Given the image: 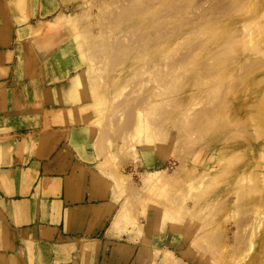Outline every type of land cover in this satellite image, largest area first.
I'll return each instance as SVG.
<instances>
[{
  "label": "rangeland",
  "instance_id": "374dc122",
  "mask_svg": "<svg viewBox=\"0 0 264 264\" xmlns=\"http://www.w3.org/2000/svg\"><path fill=\"white\" fill-rule=\"evenodd\" d=\"M0 21L4 170L61 147L153 264H264V0H1Z\"/></svg>",
  "mask_w": 264,
  "mask_h": 264
},
{
  "label": "crops",
  "instance_id": "0c3cea01",
  "mask_svg": "<svg viewBox=\"0 0 264 264\" xmlns=\"http://www.w3.org/2000/svg\"><path fill=\"white\" fill-rule=\"evenodd\" d=\"M7 30L0 21V31ZM10 115L2 112L0 118ZM58 150L19 160L17 169L0 166L2 263L25 264L33 249L34 264H153L138 239L116 237L110 224L114 205L96 173ZM77 153L83 160V152Z\"/></svg>",
  "mask_w": 264,
  "mask_h": 264
},
{
  "label": "bare ground",
  "instance_id": "6f19581e",
  "mask_svg": "<svg viewBox=\"0 0 264 264\" xmlns=\"http://www.w3.org/2000/svg\"><path fill=\"white\" fill-rule=\"evenodd\" d=\"M169 4H170V3H169ZM172 5H173V4L171 3V5L169 6V7H171V9H172ZM173 7H174V6H173ZM165 8L167 9L168 7H166V5H165ZM171 9H169V10H171ZM173 9H174V8H173ZM217 10H219V9H217ZM168 17H170V16H168ZM208 18H210V16H209ZM211 21L213 22V20H211ZM215 21H216V19H215ZM212 22H211V24H213ZM214 24H215V22H214ZM144 37H145V36H144ZM230 47H232V46H230ZM233 47H234V46H233ZM227 49H228V52H230L229 54H231V50H232V52H233V51H236V49L233 50V49L228 48V47L225 49V51H227ZM225 51H224V52H225ZM234 53H235V52H233V53L231 54L232 57H233V55H235ZM223 54H227V52H225V53H223ZM231 55H226L225 57H229V56L231 57ZM212 76H213V75H212ZM215 76H217V75H215ZM213 78H214V77H213ZM228 84H229V86L227 85L225 88L230 87L231 84H230V83H228ZM231 86H232V85H231ZM219 88H221V85H219ZM223 88H224V87H222L221 89H218V88H216V89L214 88V89H213V91H215V90H221V94L217 92V95H218V96H216V97L221 98V97L223 96V93H222V92H223V91H222ZM230 88H232V87H230ZM226 92L228 93V91H226ZM226 92L224 93V95H227ZM230 92H232V91H230ZM230 92H229V94H228L229 96H230ZM215 93H216V92H215ZM223 97H224V96H223ZM223 97H222V98H223ZM216 99H217V98H216ZM219 100H220V101H225V97L223 98V100H222V99H218L217 101H219ZM225 102H226V101H225ZM222 103H223V104H222ZM222 103H220L221 105H223L222 107H225V106H224V102H222ZM226 103H227V102H226ZM226 103H225V104H226ZM216 104H217V106L220 105V104H218V102H217ZM226 108H227V107H226ZM222 109H225V108H222ZM211 113H212V112H211ZM211 115H212V114H211ZM208 116L211 117L209 114H208ZM214 116H215V115H214ZM212 117H213V116H212ZM215 120H217V119H215ZM207 121H208V120H207ZM211 123H214V122L211 121ZM207 124H208V123H207ZM214 125H215V124H214ZM211 126H212V125H211ZM205 127H206V125H205ZM203 128H204V127H203ZM212 128H214V127H212ZM200 129H202V128H199V130H200ZM204 129H205V128H204ZM206 129H209V128H206ZM206 129H205V130H206ZM207 131H208V130H207ZM209 131H211V129H209ZM202 132H203V131H202ZM204 132H206V131H204ZM209 133H210V132H208V134H209ZM201 134H202V135H207L206 133H205V134L201 133ZM201 134H200V135H201Z\"/></svg>",
  "mask_w": 264,
  "mask_h": 264
}]
</instances>
